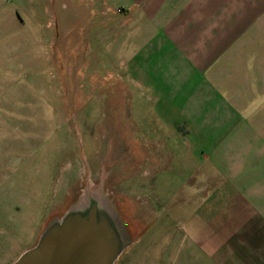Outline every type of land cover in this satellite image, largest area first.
Masks as SVG:
<instances>
[{"label": "rangeland", "instance_id": "rangeland-1", "mask_svg": "<svg viewBox=\"0 0 264 264\" xmlns=\"http://www.w3.org/2000/svg\"><path fill=\"white\" fill-rule=\"evenodd\" d=\"M93 1L75 3L78 8H87ZM19 2L0 0V30H5V37H0V51L3 45L8 70L4 77L0 71V264H12L33 247L48 223L74 205L89 182L94 188L101 187L123 224L129 245L117 264L204 261L199 260V254L187 261L186 255H179L178 217L171 225L172 239L163 238L161 229L154 228L159 235L131 243L136 233L153 231L152 219L163 209V189L168 184L176 188L184 179L176 172L181 167L178 161L167 163L163 139L157 134L165 129L163 124L147 115V107L153 103L170 105L169 96L162 95L155 101L145 91L147 82L140 80L128 63L122 69L111 38L101 58L103 43L94 47L91 57L83 56L82 46L71 47V39L64 45L54 42L50 18L18 15ZM104 2L114 14L127 11L115 0ZM219 6L226 10L235 7L243 13V0H219ZM107 17L113 21L112 13ZM230 50L225 47L219 57V81L234 91L238 102L249 100L251 95V104L248 102L242 111L248 116L255 113V105L264 104V79L254 78L258 63L251 62V56L245 63L237 54L228 61ZM68 54H72L69 63L63 59ZM109 59L112 62H107ZM105 62L107 70L101 66ZM114 65L121 77L114 74ZM179 145L173 142L172 150L177 152ZM153 160H157L158 167L153 168ZM185 161L187 168L196 161L207 168L228 164L225 158L211 159L205 151L199 161ZM163 167L167 168L163 174L152 176L153 171L158 173ZM133 181L146 186L149 183L156 191L123 189V185L134 186ZM167 193L173 211L179 213V204L175 203L178 192Z\"/></svg>", "mask_w": 264, "mask_h": 264}, {"label": "crops", "instance_id": "crops-1", "mask_svg": "<svg viewBox=\"0 0 264 264\" xmlns=\"http://www.w3.org/2000/svg\"><path fill=\"white\" fill-rule=\"evenodd\" d=\"M19 1L18 15L50 18L54 42L64 45L71 39V47L82 46L83 56L91 57L94 47L103 43L101 58L111 38L122 69L128 63L147 82L145 91L155 101L169 96L170 105L153 103L147 115L163 124L165 129L157 134L163 139L167 163L178 161L182 168L176 172L184 179L176 188L168 184L163 189V209L152 219L153 231L136 233L131 243L159 235L154 228L161 229L163 238L172 239L171 225L178 217L177 246L179 255L187 256L185 261L199 254V260H204L199 264H264V104L255 105L254 114L243 116L251 95L238 102L234 91L221 85L217 67L224 48L231 47L228 61L237 54L245 63L251 56V62L258 63L254 78L264 79V0H243L242 14L235 7L220 8L219 0H115L127 10L118 14L108 9L105 0H95L87 8H78L76 0H71L73 5L70 0ZM111 13L113 21H108ZM108 31H114L113 36ZM4 32L0 30V37H5ZM1 46L4 77L8 70ZM70 58L72 54L63 55L65 62ZM107 62L101 64L106 70ZM114 71L118 75L116 66ZM173 142L181 144L177 152L171 148ZM204 151L211 159H227V166L202 167L196 160ZM187 159L196 163L187 168ZM153 161V168L158 167L157 160ZM164 170L153 171L152 176ZM148 184L133 181L134 186L122 187L156 191ZM171 190L178 192L179 213L168 198Z\"/></svg>", "mask_w": 264, "mask_h": 264}, {"label": "water", "instance_id": "water-1", "mask_svg": "<svg viewBox=\"0 0 264 264\" xmlns=\"http://www.w3.org/2000/svg\"><path fill=\"white\" fill-rule=\"evenodd\" d=\"M124 232L115 210L88 198L85 207L72 205L49 222L12 264H114L129 245Z\"/></svg>", "mask_w": 264, "mask_h": 264}, {"label": "bare ground", "instance_id": "bare-ground-1", "mask_svg": "<svg viewBox=\"0 0 264 264\" xmlns=\"http://www.w3.org/2000/svg\"><path fill=\"white\" fill-rule=\"evenodd\" d=\"M88 198L96 199L99 203L107 205L110 209L114 210L113 207L109 204L108 199L105 198L102 194L101 187L94 188L89 182V186L84 187L79 200L74 204L75 209H81L85 207L88 203ZM111 207H110V206Z\"/></svg>", "mask_w": 264, "mask_h": 264}, {"label": "flooded vegetation", "instance_id": "flooded-vegetation-1", "mask_svg": "<svg viewBox=\"0 0 264 264\" xmlns=\"http://www.w3.org/2000/svg\"><path fill=\"white\" fill-rule=\"evenodd\" d=\"M86 186H89V183H87V185H86ZM86 186H85V187H86Z\"/></svg>", "mask_w": 264, "mask_h": 264}]
</instances>
